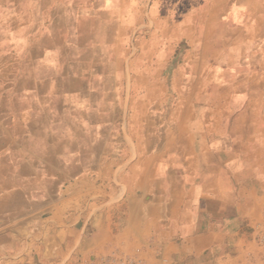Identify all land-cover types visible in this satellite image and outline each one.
<instances>
[{"label": "crops", "instance_id": "1", "mask_svg": "<svg viewBox=\"0 0 264 264\" xmlns=\"http://www.w3.org/2000/svg\"><path fill=\"white\" fill-rule=\"evenodd\" d=\"M38 1L35 35L25 4L0 15V264H264V0ZM144 27L233 45L230 98L160 118L158 87L127 81Z\"/></svg>", "mask_w": 264, "mask_h": 264}, {"label": "rangeland", "instance_id": "2", "mask_svg": "<svg viewBox=\"0 0 264 264\" xmlns=\"http://www.w3.org/2000/svg\"><path fill=\"white\" fill-rule=\"evenodd\" d=\"M221 1L228 6L231 0H225L226 2L224 0H211L210 4ZM23 2L24 0H0V15L7 12V5L11 3L12 6H15L14 15L18 20V15L22 16L23 13L20 11L25 4ZM192 3L205 4L206 2L205 0H192ZM38 7V0L27 1L24 6L25 15H28L31 20L32 35L38 31L40 19L44 15V12H40ZM226 15L228 18L229 13ZM219 23L215 29L217 34L220 32L225 39L227 32L229 34L232 29L230 30L229 26L224 27L223 25L220 28ZM145 29V27L139 28L132 41L125 45L128 66L127 81L130 87L134 83L141 87H158V114L160 118L171 116L173 112L176 115L181 114L184 109L186 111L189 108H184V103H188L192 107L190 111L193 110L197 113L199 108L194 107V103H198V101L207 103L206 101L216 99L217 95H221L220 87H224V99L230 98L231 93L226 92V87H235L238 79V73L231 75V70L227 66L231 61L230 54H232L233 45H230L229 42L223 45L216 43L215 40L218 38L207 43L186 41L169 45V47L162 43L157 45L143 44L140 42L139 36L141 31ZM76 33L79 37L80 54L88 59L83 60L85 65L80 63V71L88 70L87 68L90 66V23L80 27ZM167 48L169 52L171 49L170 53L173 56L168 59L159 58L161 54L166 53ZM141 54L143 58L139 60ZM224 63L227 64L224 66ZM164 127H166V120L164 123H160V129Z\"/></svg>", "mask_w": 264, "mask_h": 264}, {"label": "built area", "instance_id": "3", "mask_svg": "<svg viewBox=\"0 0 264 264\" xmlns=\"http://www.w3.org/2000/svg\"><path fill=\"white\" fill-rule=\"evenodd\" d=\"M92 264H146L139 255L123 257L118 253H112L106 257L94 261Z\"/></svg>", "mask_w": 264, "mask_h": 264}]
</instances>
